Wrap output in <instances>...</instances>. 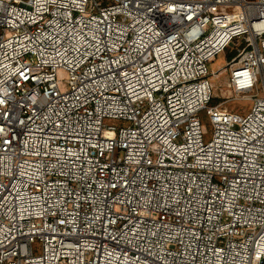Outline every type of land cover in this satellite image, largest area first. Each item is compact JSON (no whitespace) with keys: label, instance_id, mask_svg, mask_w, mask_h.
<instances>
[{"label":"built area","instance_id":"built-area-1","mask_svg":"<svg viewBox=\"0 0 264 264\" xmlns=\"http://www.w3.org/2000/svg\"><path fill=\"white\" fill-rule=\"evenodd\" d=\"M0 264H264V0H0Z\"/></svg>","mask_w":264,"mask_h":264},{"label":"rangeland","instance_id":"rangeland-1","mask_svg":"<svg viewBox=\"0 0 264 264\" xmlns=\"http://www.w3.org/2000/svg\"><path fill=\"white\" fill-rule=\"evenodd\" d=\"M98 2H104L105 0H97ZM240 47L239 42L235 43L234 45H231L229 49L227 50L226 54H229L233 52L234 50L237 51V49ZM229 65V63L226 62V58L223 55V53L219 54L213 62L208 64V71L209 74H214ZM212 83L214 85V99L212 101V105H220L222 108H226L229 111L234 112H240V113H248L252 107V101L246 100V99H236L235 94L228 88V79L229 75L228 73L220 74L218 77H213ZM260 89V85H259ZM255 95V93L253 94ZM261 93L259 94V96ZM203 125L208 133V138L211 136L212 129L210 125L208 124L207 120L204 119ZM38 248L35 247V253L38 252Z\"/></svg>","mask_w":264,"mask_h":264},{"label":"trees","instance_id":"trees-1","mask_svg":"<svg viewBox=\"0 0 264 264\" xmlns=\"http://www.w3.org/2000/svg\"><path fill=\"white\" fill-rule=\"evenodd\" d=\"M243 47V46H242ZM229 48L225 49L222 53L223 55L225 56L226 58V62L227 63H230L233 59H236L238 57V53L236 50H234L233 52L229 53V54H226L227 53V50Z\"/></svg>","mask_w":264,"mask_h":264}]
</instances>
